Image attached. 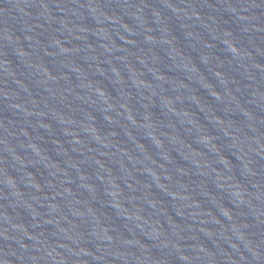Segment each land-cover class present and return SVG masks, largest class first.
Wrapping results in <instances>:
<instances>
[{
    "label": "water",
    "instance_id": "1",
    "mask_svg": "<svg viewBox=\"0 0 264 264\" xmlns=\"http://www.w3.org/2000/svg\"><path fill=\"white\" fill-rule=\"evenodd\" d=\"M0 264H264V0H0Z\"/></svg>",
    "mask_w": 264,
    "mask_h": 264
}]
</instances>
